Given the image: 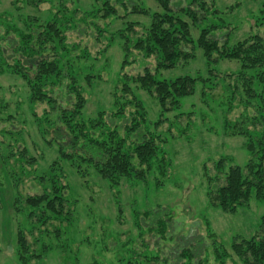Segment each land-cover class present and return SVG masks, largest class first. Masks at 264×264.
Instances as JSON below:
<instances>
[{"label":"rangeland","instance_id":"rangeland-1","mask_svg":"<svg viewBox=\"0 0 264 264\" xmlns=\"http://www.w3.org/2000/svg\"><path fill=\"white\" fill-rule=\"evenodd\" d=\"M24 1L17 0L13 4L12 0H0V14L9 15L3 17L6 24L23 29L21 22L24 18L26 24L35 23L43 18L50 4L53 3V13L58 8L63 9L64 15L70 18L64 23L67 26L63 32L65 48L61 50L59 66L71 71L79 85L85 100L82 117H95L99 110H105V121L117 127L121 135L124 134V127L130 124L135 111L130 104H124L123 118L112 115L115 110L113 92L120 87L124 74L136 76L143 73L144 67L153 69L155 59L144 57L132 48L130 41V55L127 64L121 68V39L110 36L127 22L149 21L138 15L121 19L126 10L141 2L155 10L156 3L153 0H127L124 6L116 5L117 19L99 18L93 25L91 18L83 19L82 14L100 2L65 0L61 5L60 0L52 3L49 0H30L38 2L37 5H24ZM214 2L219 13L208 22L228 25L215 30L214 38L222 42L223 35L230 32V42H234L249 33L254 24L253 17L257 16L258 3L250 0ZM173 3L176 7L186 5L184 0ZM232 5L236 6L233 10L225 9ZM76 7L78 10H74ZM133 28L134 32L125 31L130 39L140 30L138 23ZM3 29L0 27V35ZM195 33L196 30L193 31ZM259 33L264 36L263 27ZM186 49L193 50L190 45ZM12 53L11 49L4 51L9 62L12 61ZM195 54L196 58L186 65L180 63L173 69L158 70V77L173 79L196 70L204 72L205 61L198 50ZM22 61L25 63L24 58ZM236 67V61L228 60H221L216 65L219 76ZM211 82L204 94L197 91L191 98H186L184 105L177 109L180 110L178 115L174 111L163 115L157 128L151 123L159 112L155 100L142 91H136L152 121L149 120L147 128L141 127L129 142H135L148 130L163 140L162 152L151 159L149 173L143 180L122 178L118 185L112 186L90 171L86 178L81 179L75 171H66L69 168L65 165L68 184L63 193L65 214L54 215L41 207L27 209L24 200L43 191L50 192V185L39 176L48 172L46 167L56 158L57 152L56 146L50 144L49 147L46 140L50 135L60 140H66V137L57 131L44 140L34 118L42 117V113H49L52 117L51 109L46 102L36 103L33 108L36 116L32 115L31 107L26 103L29 88L24 81L14 75L0 74V264H21L16 252L19 230L27 241L26 260L29 264H145L144 260L151 254L160 256L158 259L165 260L164 264H181L175 258L171 260L173 255L168 251L181 238L187 240L185 247L190 243L193 247L195 241H202L192 249L194 264H240L229 245L233 237H249L257 230L264 204L251 198L233 213L212 207L207 200L204 173L207 177H215L213 162L219 156L232 164L242 165L247 160L244 138L232 133V124L239 126L243 123V128L252 129L248 120L260 112L256 111L255 103L245 107L237 104V99L233 100L232 107H227L225 81L213 78ZM68 83H72L69 75L62 84L54 85V92L51 91L58 104L64 107L74 104V98L68 103ZM123 98L129 99L130 96ZM261 127H264V120L255 125L257 130ZM251 132L254 134V129ZM162 220L166 221V237L159 236V222ZM210 233L217 236L214 244H221V252L225 254L223 262L213 259L212 246L205 247V243L212 245L213 235ZM163 252L168 253L164 255L166 259L161 255ZM183 264H188L186 259Z\"/></svg>","mask_w":264,"mask_h":264},{"label":"trees","instance_id":"trees-1","mask_svg":"<svg viewBox=\"0 0 264 264\" xmlns=\"http://www.w3.org/2000/svg\"><path fill=\"white\" fill-rule=\"evenodd\" d=\"M53 1L49 0L51 3ZM60 1L61 5H64L65 0ZM94 1L100 3L92 5L89 11L82 14L83 19L90 17L93 25L99 18L117 19L116 5L124 6L127 0ZM153 1L157 9L152 10L141 2L126 10L124 16L121 17L122 19L129 15H138L147 18L148 22H127L128 24H123L122 29L116 30L110 36L121 39L120 47L123 52L121 68L127 64V58L130 55V41L133 43L132 48L142 53L144 57L155 59L153 69L144 67L143 73L136 76L124 74L120 79V87L113 92L115 110L111 113L112 115L123 118L124 104H130L135 111L131 115L130 124L124 127L122 135L117 127L105 121V110H99L95 117H82L85 100L81 96L79 85L75 83L71 71L59 66L60 60L58 59L62 48H65L63 32L67 26H64V23L70 18L64 15L63 9L58 8L53 13L52 3L46 11L47 16L45 14V17L43 16L35 23L26 24L24 18L21 22L23 29L15 28V25L8 26L3 17L9 15L0 14V27L4 28L3 34L0 35V74L14 75L24 81L29 88L26 103L28 107H31L32 115L36 116L33 113L36 103L46 102L49 106L52 117L49 113H42V117L34 118L36 121L34 124L40 129L44 140L47 135L57 133V131L63 132L66 137V140H60L50 135V138L46 140L48 146L50 144L56 146L57 152L56 158L46 167L48 172L40 173L39 176L40 180L47 181L46 183L50 185V192L43 191L37 196L25 198L27 209L33 210L41 207L54 215L65 214L66 198L63 193L68 187L65 181V165L70 169L66 171H75L77 174L74 173L81 179L86 178L90 171L112 186L118 185L122 178L143 180L151 169V159L162 152L163 140L157 133L148 130L138 136L135 142H129L141 127L147 128L150 123L145 106L135 92L142 91L155 100L159 112L157 119L150 121H152V126L157 128L162 122V116L169 111L177 114L180 111L177 110L178 107L184 105L186 98H191L197 91L204 94L213 78L225 81L228 96L227 107H232L235 99L238 100L237 104L241 103L245 107L255 103L256 111H259L260 115L257 114L248 120L253 126L252 129L243 128V123L239 126L232 124V133L244 138L243 144L248 158L242 165L227 162L223 156L214 160L215 177H207L204 173L207 178L208 203L224 213L235 212L236 208L246 205L251 198L260 200L264 204V127L259 130L255 129V125L264 120V36L259 33V29L264 28V0H250L258 3L257 16L253 17L252 31L250 30L234 42H230V32L223 35L225 38L222 42L213 37L215 30H222L228 26L216 24L215 21L208 22L219 13V9L214 5L215 0H184L186 5L178 7L173 6L176 0ZM14 2L17 0H12L13 4ZM24 2V5H37L38 3L30 2V0ZM238 5L237 3L236 6ZM236 6H228L225 9L231 11ZM51 12L53 17H50ZM17 18H20L19 15ZM137 23L140 27L138 35L130 39L125 31L134 32L133 26ZM195 30L197 33L193 34ZM36 45L37 48H35ZM187 45L192 46L193 50H187ZM6 49L14 51L11 54V62L4 54ZM196 50L201 53L205 61L204 72L196 70L192 74L178 75L173 79L158 77V70L173 69L180 63L186 65L194 60ZM23 58L25 63L22 61ZM221 60L236 61L238 68L236 67L231 72L225 71L222 76H219L220 71L216 69V65ZM31 73L33 75H30ZM67 75L72 80L71 84L66 85L70 91V94H67L68 103L70 104L74 98V104L64 107L58 104L52 92H54V85L62 84ZM127 95L130 98L124 99L123 97ZM9 114L6 115L9 116ZM253 129L254 134L251 132ZM60 177L64 179V184ZM220 179L222 181L218 183ZM165 228L166 221H160L158 230L161 235L159 236L166 237ZM210 235L214 236V238L211 236L212 245L205 243V247L212 246L213 259L223 262L225 254L221 252V244L215 245L214 241L217 236L213 233ZM16 239L18 261L21 264H29L26 260L27 241L20 230L16 234ZM186 241L181 238L173 243L168 250L173 255L171 260L175 258L183 264L186 259L188 264H194L192 249H196L195 246L201 245L202 241H195L193 247L191 243L185 247ZM229 248L240 264H264V210L259 217L257 230L249 237H233ZM165 254L168 253L163 252L161 255ZM158 258L160 256L151 254L149 259L144 261L145 264L166 262ZM164 258L166 259L165 256Z\"/></svg>","mask_w":264,"mask_h":264}]
</instances>
